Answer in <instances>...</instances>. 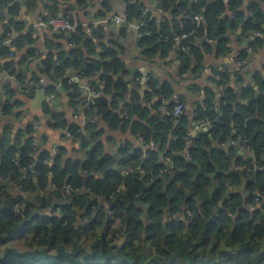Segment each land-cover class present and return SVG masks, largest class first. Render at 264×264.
<instances>
[{
    "label": "trees",
    "instance_id": "trees-1",
    "mask_svg": "<svg viewBox=\"0 0 264 264\" xmlns=\"http://www.w3.org/2000/svg\"><path fill=\"white\" fill-rule=\"evenodd\" d=\"M258 1L264 3V0ZM243 2L244 0H229L232 5L230 10L236 18L225 16V19L221 20L223 14L220 13L225 7L223 0H176L177 6L169 9L168 20L159 22L148 13L151 18L146 19V26L150 29L151 35L144 36L141 43L150 44L151 46L145 48L149 50L148 54H152L158 51L160 46H164L170 36L175 39L176 36L187 34L189 35L187 38L179 41L180 53L185 52L183 48H189L187 52L198 56L196 65H199L203 59V51L201 47L196 46V40L212 39L215 41L216 51L220 54L225 53L228 48L227 33L235 31L237 26L244 33L253 30L261 32L253 21L264 16L262 12L264 10L260 9L259 3H256L248 8V12L254 13V16H248L246 19L244 12L236 7ZM205 4L207 7L204 6ZM185 6L189 11L180 15L181 9ZM132 10V6L129 5L128 11ZM196 15H203V25L197 24L194 19ZM209 17L211 20L208 19ZM157 23L161 25L160 31H154ZM21 29L22 27H17L18 31ZM9 34L10 28L1 39L8 38ZM59 36L67 39L73 47L69 51L60 49L61 51L57 52L55 66L46 74H57L56 79L64 89L68 87L67 80L59 79V75L70 67L74 70L79 68L80 71L76 72L81 78L103 68L104 71L100 72L98 79L107 80L117 88L123 84L120 76H126L127 72L114 48L108 46L99 58H93L94 40L88 38V34L85 35L81 29L78 28L70 37L61 34L55 39ZM155 40H159V45L154 43ZM30 42L31 33L28 32L10 45L2 43L0 70L16 75L13 71L20 64L9 60V55L14 48L19 50ZM48 46L54 47V44L49 43ZM56 47L62 48L60 44ZM110 74L117 77L115 83ZM17 76L23 94H27L25 82H38V79L29 80L21 73ZM162 90L167 92L166 88ZM47 91L57 93L58 89L52 86L47 88ZM7 94L12 96L10 92ZM244 97L248 99V105L239 108L233 105L236 101L235 96L226 95L223 98L224 102L223 100L221 102L222 115H220L212 105L215 96L210 92V99L205 104V108L198 111V120L210 119L213 127L210 131L195 137L193 144L189 146V151L194 156L193 160L185 162V157H176L177 162L182 165V170H178L175 176L167 180V183H164L165 177H158L150 183L146 182L143 188L144 198L141 201L147 203L146 209L134 207L132 204H127L125 207L124 201L105 195L106 183L119 173L113 168H107L101 177L91 171L93 162L97 171L109 162L106 156L96 159L99 140L91 145L81 144V148L86 149L87 159L64 160L59 154L53 160L52 166L45 163L49 157L52 158L50 152L36 148L34 137L31 135L32 126H28L14 137L10 135L12 130L9 126H5V130L0 131L1 174L8 169L9 157L19 153L25 158V162L32 164L27 177H19L20 184L25 187L31 184V173H40L37 179L41 183L38 186L51 189L57 197L56 202L62 198L58 186L70 185L76 189H87L92 195L89 198L88 193L77 191L71 197L62 199L60 203L41 204L39 211L26 209L23 218L17 212L14 203L6 204L0 200V264H146V262L147 264H264V196L257 195V191L264 192V168L259 169L264 167V163L257 165L249 178L244 181L243 193L246 192L247 195L243 197V204L237 206L243 193L234 187V182L240 177L239 173L229 170L232 161L230 154L235 153L225 152L214 145L209 147L204 139L205 136L210 135L216 137L217 141L220 139L222 143L229 137L233 138V130L237 129L239 134L248 139L249 144L264 146V96L254 98L247 93ZM117 98L118 94H114L113 105ZM96 103L105 109L102 118L113 121L121 119L119 113L108 108L109 102L103 100V97H97ZM171 105L170 110L175 104ZM16 107H20L18 100L15 106L10 105L9 100L0 103V123L3 118L18 117ZM135 110L147 112L146 108L140 109L138 106ZM258 116L260 118H257ZM52 120L56 122V128L62 123L66 124L65 119H58L57 116ZM149 121L151 122V118ZM132 123L138 128L143 125V121L133 120ZM66 126L68 127V124ZM95 126L96 124L90 123L85 128L92 129ZM146 130L150 132L157 130L159 135L163 129L161 124H157L156 129ZM73 131L74 128H71L70 133ZM172 132L178 135L179 129H173ZM34 149L36 153L33 156ZM120 151L127 152V145H123ZM139 152L142 153L143 150L137 148L129 155V159H139ZM164 155L166 156L167 153ZM209 155L212 159H208ZM153 156L154 153L150 150L149 155L144 157L141 167L163 170L165 165L160 163L163 158L157 162ZM241 158L235 156L236 161ZM202 167L204 171L200 170ZM77 171L89 174L79 176L76 175ZM181 182L184 183V187L177 188V184ZM160 187H163V192L158 191ZM96 197L101 200H97ZM152 199L155 202L148 203ZM256 199L260 200L258 208L253 207L257 204ZM102 200L111 201L107 205L108 214L103 211L105 205ZM48 207L51 208L49 215ZM79 207L83 210L76 212ZM187 211H191L192 216H188ZM110 212L112 217L109 216ZM183 215L185 219L182 218ZM123 216L127 218L122 220ZM141 216L147 217L149 222L145 224L139 218ZM118 238L124 239L123 246L117 245L120 240ZM145 246L151 248L153 252L151 258L143 253Z\"/></svg>",
    "mask_w": 264,
    "mask_h": 264
},
{
    "label": "clouds",
    "instance_id": "clouds-1",
    "mask_svg": "<svg viewBox=\"0 0 264 264\" xmlns=\"http://www.w3.org/2000/svg\"><path fill=\"white\" fill-rule=\"evenodd\" d=\"M129 5L132 6V11H128ZM224 12H229L232 5L229 0H224ZM176 0H107V7L102 9L103 15L97 24L103 25L105 40L108 38H116L120 29H124L125 35L120 39V43L126 49L125 55L122 57V63L124 61L131 60V65L124 63V68H127V76H120L123 80V84L120 87H113L107 80L98 79L100 72L104 71L103 68L96 72H93L90 76L77 80L81 85L78 94V104L73 107L70 103V97L67 92L63 95H56V93H45L44 87L49 83H55L58 90L64 88L59 84L56 79L55 73H48L41 75L37 73L38 83L29 84L25 82L26 95L21 97L24 100V116L23 118L15 122V127L11 132V136L16 135V128H22L25 121L31 120L33 135L36 148L47 147L49 151L55 155V146L64 145L68 151L64 152V158L69 156L79 157L81 159H87L86 149L81 148V144L91 145L100 141L99 151L96 155L98 160L100 156H106L108 163L97 171L95 162L91 171L96 172L97 175L103 176L104 171L107 168H113L118 170L119 175H116L112 180L108 181L105 185V195L110 196L112 199H120L127 204H132L134 207L147 208V203H142L143 200V188L147 183H150L153 179L158 177H165L164 183L167 180L176 175L178 170H182V165L177 162V156L185 157V162L193 160L194 156L189 151V146L193 144L194 138L201 136L207 132V129L211 123V120H194L187 119V114L193 109V100L202 99L203 94L190 90L193 83H206L205 77L209 75L207 67L202 66V71L196 75L192 73V66L198 62V56L185 51L180 53L179 41L182 37L176 36L173 39L171 36L167 39V43L164 46H160L159 50L151 56H140L139 52L142 47H149L150 44L138 43L142 36L151 35L146 29V19H150L148 13L151 12L152 17H168L169 9L175 8ZM207 7V4L204 5ZM100 7L98 2L95 6L90 8L91 12H95L96 8ZM236 7L240 9H246L245 3L238 4ZM188 8L185 6L181 9L180 15H184L188 12ZM264 12V11H262ZM203 13V9H201ZM244 16H254V13H250L245 10ZM201 24H204V20L201 15L195 17ZM211 20V17L208 18ZM243 21H241L242 23ZM256 26L261 29V32L249 31L247 39L251 40L253 36L264 34V16L254 19ZM161 25L157 23L154 31H160ZM170 31V29H169ZM134 34L133 39L130 42L128 34ZM236 33L244 36L243 30L237 26ZM110 34H112L110 36ZM154 43L159 45V40H155ZM195 43H199L195 41ZM99 50V49H97ZM22 51V50H21ZM136 55V59L132 60V56L128 53ZM180 53V54H178ZM19 53H17L18 58ZM210 61V57L207 53L203 55V63L206 65ZM35 61H31L25 65L26 75H31L27 71L29 67H34ZM148 70L145 72L144 68ZM140 70L143 74L133 76V73H137ZM73 69H67L59 75V79H63L68 72ZM75 71H80L79 68ZM123 72V69H121ZM113 83H115L117 77L111 75ZM12 79L8 76V73L0 70V85H3L6 81ZM164 80L168 81L169 88L165 93L162 89L158 92L157 89ZM72 82L69 81V84ZM152 85L151 89L149 88ZM19 86V85H17ZM71 91L72 89L69 88ZM150 90V95L146 96L145 91ZM44 93L47 100V104L41 107H35L32 103V97L38 93ZM114 94H118V98L113 105ZM220 93L217 92V95ZM97 97H103V100L108 101V108L114 112L119 113L121 119L119 121H113L109 118H102L105 109L96 103ZM9 99H16L15 96L9 98L6 92L0 91V103ZM175 101L177 105L174 109L169 110L167 107L168 101ZM137 106L140 109H147L146 113L135 110ZM213 107L218 109V105L213 104ZM59 113L64 114L66 124H73L76 127L72 133L69 132L66 124H61L58 129H55L53 135L49 137L48 142H41L38 137L41 131L44 129L45 121H51L54 116ZM151 118V122L149 121ZM7 119V118H6ZM90 119L98 121L96 126L92 129H86L84 127L85 120ZM143 121L141 127H136L132 121ZM162 125V132L158 135L157 130L155 132L147 131L146 129H156V125ZM179 128L178 135H174L172 130ZM229 135L231 133L229 132ZM58 137V138H57ZM205 142L211 146L217 148L221 145L217 143V138L207 135L204 137ZM233 141L229 140L231 144ZM127 145V152L119 151L123 145ZM237 149L235 154H230L232 157L230 171L239 173V180L234 182V187L239 190L246 179L252 174L257 165L264 163V146H258L249 144L247 140L241 137L236 141ZM137 148L143 150L139 152V159L130 160L129 155L136 151ZM75 149V151H72ZM154 153L153 159L160 161L163 157V164L165 167L163 170H153L151 167H141L144 157L149 155V151ZM36 149L33 150L34 156ZM167 153L165 156L164 154ZM2 155V153H0ZM242 157L239 161H236L235 156ZM208 159H212L209 155ZM46 164H52L51 157L45 162ZM204 161H202V164ZM61 166H63V160H61ZM32 164L25 162V158L17 153L9 157L8 169L0 174V200L7 203H14L16 205L17 212L23 218L26 209H32L34 211L41 210V204L50 205L55 203L57 197L48 187H39L41 183L37 179L40 173H31V184L28 187L20 184L19 177L25 176L30 172ZM204 171L202 167L200 169ZM89 174L84 171H77L76 175L83 176ZM194 179V177H193ZM61 195L67 194L71 197L76 191L88 193L91 198L92 193L87 189L76 188H64L58 186ZM184 183L177 184V188H183ZM231 190V189H230ZM159 192H163V187L158 189ZM167 195V194H165ZM247 193L242 194V199L238 202L237 206L243 204V197ZM258 196H264V192L257 191ZM111 201H104V213H107V205ZM155 202L154 199L149 200L148 203ZM260 205L255 204L253 207L258 208ZM198 208V205H197ZM82 207L77 208L75 211H82ZM47 211L50 212L51 208L48 207ZM123 211V209H121ZM127 216H123L121 219H125ZM148 223L149 220L145 216L139 217ZM142 235V234H141ZM147 264V262H146Z\"/></svg>",
    "mask_w": 264,
    "mask_h": 264
},
{
    "label": "crops",
    "instance_id": "crops-1",
    "mask_svg": "<svg viewBox=\"0 0 264 264\" xmlns=\"http://www.w3.org/2000/svg\"><path fill=\"white\" fill-rule=\"evenodd\" d=\"M96 2L100 4V7H97L95 12H91L89 9L94 7ZM243 3H245V0ZM256 3H259L260 9L264 10V3L259 2L258 0H246V9H241L242 12H245V10L248 11V8L256 5ZM104 7H107V0H0V45H10V43L7 42L10 37L1 39L3 38V34H5V32L9 28L10 33H18V35H20L28 30L30 31L33 25L38 23L40 18H48L55 15L58 17L69 16L73 20V23L79 29H81L85 33V35L88 34V38L94 40L95 46H93V58H99L104 49L110 46L117 51L122 61V57L126 53V49L120 43V39L125 35L124 29L119 30V34L116 38H108L107 40H105L103 25H99L96 23V21L99 20L103 15L102 9ZM229 12L231 14L225 12V14H223L221 17V20H224L225 16L231 17V15L234 14L230 9ZM149 14L151 15V12H149ZM169 17L170 14H168V17H163V15H161V17L152 18L159 22H163L165 20H168ZM234 18H236V16ZM246 19H248V17H246ZM17 27H22L21 31H18ZM54 34L55 33L49 34L46 30L39 28L35 32L36 38L31 36L30 43L26 44L19 50H16L14 48V50H12L13 56L11 57L9 55V60H13L20 65L16 70L13 71L16 73V75L8 74V76L12 79L6 81L3 85H0V91L6 92V94L7 92L12 93V96L7 94L8 97L11 98L15 96L16 99H9V104L12 102L15 106L16 100H18L20 102V107H16V109H18V111H16V114H19L18 117H7V119H2V122L0 123L1 132L5 130V126H9V128L13 130V128L15 127V122L20 121L25 114L24 100L21 97L25 96L26 94H23L21 92V85L18 81L17 75L21 73L24 76H27L29 80H31L32 78L38 79L37 73H40L41 75L46 74L47 72H50L52 70L53 66H55L58 57L57 52H60V49H63V51H69V49L73 47L69 43V41H67V39H62L60 36L58 37V39H55V37L59 34ZM246 34L247 33H245L244 36H241L236 33V30L228 32L226 36L228 39V48L225 53L220 54L215 49V41L210 43L206 39L199 40L197 38L198 40L196 41H198L199 43H196V46L201 47L203 55L205 53L208 54V56L210 57V61L206 65H204L202 59L199 65L195 64L192 66V73L193 75H196L202 71V66H206L209 75L205 77V80L207 81L206 83L192 84V88L190 90L202 93L203 96L200 100H193V109L190 113L187 114V119L198 120V111L205 108V104L210 99V92L215 96L214 100L212 101V105L216 104L219 106L218 109L216 107L214 108L217 112H220V115H222L221 102L223 98H225L228 94H232L233 96H235L236 101L233 105L234 107L239 108L246 107L248 105V99L244 97V95H246L247 93L251 94L254 98L264 96V35H255L251 40H248ZM111 35L112 34H110V36ZM133 35L134 34L132 33L128 34L130 42L133 39ZM141 42L142 39H140L138 43ZM49 43H53L54 47H49ZM58 44H60L62 48H57L56 46ZM206 48L208 50H206ZM148 52L149 50L147 48L142 47L140 49L139 55L151 56L154 55L157 51L152 54H148ZM17 53H19V56L18 58L14 59L13 57H17ZM128 54L132 56V60H135L137 58L133 53L129 52ZM31 61H35V66L29 67L27 71L30 72L31 75H26L25 65ZM48 61H51L52 63ZM124 63L131 65L132 61H124L122 63L123 67ZM70 69L73 68L70 67ZM124 69L127 72V68ZM147 70L148 69L145 67L144 71L146 72ZM138 74L143 73L138 70L137 73H133V76H137ZM76 77L82 79L79 74L73 69V71L69 72L63 78L67 80L66 84L68 87L65 88V92H67L68 97H70V103L73 105V107L78 104L77 98L79 90L81 88V85L76 80L73 81L72 79ZM69 81H71L72 83L69 84ZM52 86L56 87V84L49 83L45 85L46 93H48L47 88H50ZM69 88H71L72 90L70 91ZM149 88L151 89L150 86ZM162 88H166V90H168L169 85L167 80H164L163 83L160 84V87L157 89V91L159 92ZM217 92H219L220 94L217 95ZM63 94L59 91L56 93V95ZM145 95H150V90H146ZM72 96L74 97L72 98ZM32 103L34 105L33 111H35V107L43 108V106L47 104L44 102L42 104H39V102H37V100L35 99V96L32 97ZM173 103L175 104V101H168L167 107L169 108V110L172 106L171 104ZM234 112L237 111L234 110ZM56 116L58 119H64L63 113H59ZM257 118L260 117L258 116ZM86 121L87 119L85 120L84 127H86V125L90 123L92 125L98 123V121L88 119L89 122L88 124H86ZM55 123L56 122L54 120L45 121L44 129L41 131V134L38 137L41 142H48V139L53 135L54 130L58 129L56 128ZM28 126H32L31 120L25 121L22 128H16V134L24 131ZM75 127L76 126L73 124H68L67 128L70 132V129ZM208 131L210 130H207V132ZM235 131L238 130L234 129L233 135ZM239 135L245 138L241 134ZM229 140H232V138L229 137L225 142L221 143L219 139L217 143L221 146L218 148L220 150H224L225 152L236 153V142H232L231 144H229ZM40 148L41 151L47 150L48 152H50L52 160H54L56 158L55 156L59 154V157H62V159L64 160L69 158L81 159L75 156L64 158L63 154L64 152L68 151V149L62 144L55 146V155H53V153L49 151V148L47 147ZM118 150L120 151V149ZM72 151H75V149H73ZM53 163L51 164L52 166ZM160 163L163 164V161H160ZM244 188L245 187L243 184L239 191L243 193ZM58 202L59 200H57L55 204H57ZM47 214H51V211H47ZM182 218L185 219V216L183 215ZM118 239L120 240L118 241L117 245L123 246L125 243L124 239ZM144 250L143 253L146 254L148 258H151L153 256V252L151 251V248H149V246H145Z\"/></svg>",
    "mask_w": 264,
    "mask_h": 264
},
{
    "label": "built area",
    "instance_id": "built-area-1",
    "mask_svg": "<svg viewBox=\"0 0 264 264\" xmlns=\"http://www.w3.org/2000/svg\"><path fill=\"white\" fill-rule=\"evenodd\" d=\"M224 1V0H223ZM197 16V15H196ZM195 16V17H196ZM202 16V19H203V15H201ZM194 17V19H195V21L197 22V24L198 25H200L201 24V22L200 21H198L196 18ZM234 18L235 17V14H232L231 15V18ZM39 28H42V29H44V30H46L49 34H52V33H55V34H59V35H61V34H65V35H67L68 37H70V35L73 33V32H75V31H77L78 30V27L72 22V20H71V18L69 17V16H61V17H58V16H52V17H48V18H40L39 19V21H38V23L37 24H35V25H33V27L31 28V30L29 31H26L25 33H22V34H20V35H18V33H10V35H9V40L7 41L8 43H12L14 40H16L17 38H19L21 35H24V34H26V33H28V32H30L31 33V36L32 37H34V38H36V35H35V32H36V30L37 29H39ZM146 29H147V31L149 32V33H151V31H150V29L146 26ZM144 36H146V35H144ZM144 36H142L141 37V39L142 38H144ZM189 35H187V34H183L181 37H182V39H184V38H187ZM256 36H260V35H256ZM49 37H50V35H49ZM208 42H210V43H212V42H214L212 39H208ZM184 50H189V48H183ZM11 57L13 56L12 54L10 55ZM234 60H236V59H234ZM69 73V72H68ZM38 82H39V80H38ZM38 82H28L29 84H35V83H38ZM44 87V90H46L45 89V86H43ZM25 89H26V87H25ZM21 92L22 93H24V91H23V89H21ZM10 105H14V103H10ZM177 105L175 104V106H174V108L176 107ZM173 108V109H174ZM213 127V124H212V122L210 123V125H209V127H208V129L207 130H211V128ZM177 129H179V128H177ZM241 139V136L238 134V131H235L234 132V137L232 138V141L235 143L237 140H240ZM245 139L247 140V142L249 143V141H248V139L245 137ZM33 142H34V144H35V140H33ZM58 155H56L55 157H57ZM264 167L262 166V168L260 167L259 169L261 170V169H263ZM0 174H1V171H0ZM64 188H69V189H71L72 187L70 186V185H67V186H65ZM77 192V191H76ZM68 195L65 193V194H63L62 195V198L61 199H58L59 200V202H62V199H64L65 197H67ZM69 197V196H68ZM96 199L97 200H101L99 197H96ZM256 201H257V204L260 202V200L259 199H256ZM98 206H99V204H98ZM98 206H97V208L95 209L96 211L98 210ZM251 210H254L253 208H251ZM187 215L188 216H192V212L191 211H187ZM109 216H111L112 217V213L110 212V215Z\"/></svg>",
    "mask_w": 264,
    "mask_h": 264
},
{
    "label": "water",
    "instance_id": "water-1",
    "mask_svg": "<svg viewBox=\"0 0 264 264\" xmlns=\"http://www.w3.org/2000/svg\"><path fill=\"white\" fill-rule=\"evenodd\" d=\"M55 35V34H54ZM54 35H52V36H54ZM71 78V77H70ZM73 79V81L74 80H78V77H76V78H72ZM60 93H65V89L63 88L62 90H58ZM44 92L46 93V91L44 90ZM35 99L37 100V102H39V104L41 103H47V100H46V98H45V96H44V93L43 92H41V93H38V94H36L35 95ZM88 119H87V121H86V124H88Z\"/></svg>",
    "mask_w": 264,
    "mask_h": 264
}]
</instances>
